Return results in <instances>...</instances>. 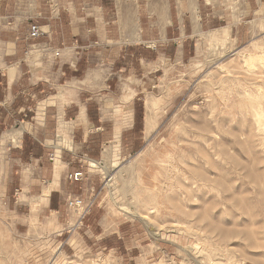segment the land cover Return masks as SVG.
I'll return each mask as SVG.
<instances>
[{
    "label": "rangeland",
    "instance_id": "374dc122",
    "mask_svg": "<svg viewBox=\"0 0 264 264\" xmlns=\"http://www.w3.org/2000/svg\"><path fill=\"white\" fill-rule=\"evenodd\" d=\"M14 1L21 5L8 12L25 28L34 1ZM192 1L214 26L186 38L185 56L152 68L160 66L155 86L142 97L151 132L135 150L125 148L128 132L121 146L102 145L96 161L81 155L99 186L84 195L94 203L82 219L64 198L61 231L41 222L16 228L0 209V264H122L88 243V221L105 233L131 224L134 242L151 251L141 264H264V65L242 58L264 54V14L249 11L248 0ZM130 2L135 15L145 0ZM52 145L62 146L59 136Z\"/></svg>",
    "mask_w": 264,
    "mask_h": 264
},
{
    "label": "crops",
    "instance_id": "0c3cea01",
    "mask_svg": "<svg viewBox=\"0 0 264 264\" xmlns=\"http://www.w3.org/2000/svg\"><path fill=\"white\" fill-rule=\"evenodd\" d=\"M33 1L23 28L8 12L21 4L0 0V209L16 228L41 222L55 234L69 216L64 198L99 186L81 155L96 161L102 145L121 146L128 132L125 148L140 147L147 137L142 97L160 66L152 68L185 56L186 38L214 20L208 13L202 19L192 0H145L135 15L130 0H71L62 7ZM246 7L264 14V0ZM31 22L44 33L30 40ZM54 136L62 142L56 152ZM75 171L83 178L68 180ZM85 228L90 245L117 252L122 264L151 257L148 244L134 242L131 224L106 233L97 221Z\"/></svg>",
    "mask_w": 264,
    "mask_h": 264
},
{
    "label": "built area",
    "instance_id": "2783aa9c",
    "mask_svg": "<svg viewBox=\"0 0 264 264\" xmlns=\"http://www.w3.org/2000/svg\"><path fill=\"white\" fill-rule=\"evenodd\" d=\"M44 31L41 29V27L36 23H29L26 38L27 39H35L43 35ZM55 55H58V52H55ZM54 155L53 153L50 155L52 158ZM83 178V172L82 171H75L73 173H69L67 175V179L71 181H79ZM94 203V196H77V195H68L65 199V205L66 207L78 214L79 219H82L91 209L92 205Z\"/></svg>",
    "mask_w": 264,
    "mask_h": 264
},
{
    "label": "bare ground",
    "instance_id": "6f19581e",
    "mask_svg": "<svg viewBox=\"0 0 264 264\" xmlns=\"http://www.w3.org/2000/svg\"><path fill=\"white\" fill-rule=\"evenodd\" d=\"M262 10V9H261ZM257 20V19H256ZM255 20V21H256ZM210 38V37H209ZM208 39V38H207ZM264 52V51H263ZM262 53V52H261ZM238 55H240V54H238ZM242 55V54H241ZM240 55V56H241ZM259 55V54H258ZM239 56V57H240ZM242 58H243V62L244 63H246V64H252L255 60L256 61H259V62H261L263 65H264V54L262 53V55H259V56H257V54L256 55H254V54H251V53H248V54H243L242 55ZM250 71V70H249ZM108 102V101H107ZM105 103V102H104ZM148 105L149 106H147V108L149 109L150 107H151V104L150 103H148ZM106 106V105H105ZM151 109V108H150ZM149 109V110H150ZM153 126V125H152ZM151 130H152V127H151V125H150V116L147 114V116H146V118H145V132L147 133V134H149L150 132H151ZM97 163H95V162H91L90 163V165L92 166V167H94L95 165H96ZM99 164V163H98ZM102 167V166H101ZM143 218V217H142Z\"/></svg>",
    "mask_w": 264,
    "mask_h": 264
}]
</instances>
